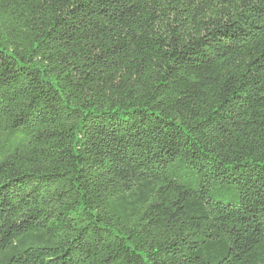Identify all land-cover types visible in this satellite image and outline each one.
<instances>
[{"label": "trees", "instance_id": "1", "mask_svg": "<svg viewBox=\"0 0 264 264\" xmlns=\"http://www.w3.org/2000/svg\"><path fill=\"white\" fill-rule=\"evenodd\" d=\"M0 264H264V0H0Z\"/></svg>", "mask_w": 264, "mask_h": 264}]
</instances>
